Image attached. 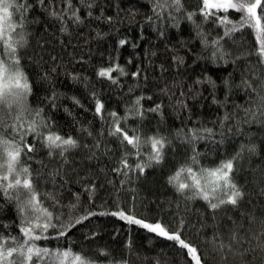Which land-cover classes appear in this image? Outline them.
<instances>
[{
    "label": "trees",
    "instance_id": "obj_1",
    "mask_svg": "<svg viewBox=\"0 0 264 264\" xmlns=\"http://www.w3.org/2000/svg\"><path fill=\"white\" fill-rule=\"evenodd\" d=\"M88 2L91 8L72 0L82 23L66 18V31L49 14V0L43 4L27 0L30 7L24 13L27 45L19 49V56L32 87L23 114L25 127L33 118L43 119L49 127L41 126V133L57 132L79 143L64 156H49L37 134L30 133L25 140L34 150L26 163L33 177L39 178L36 186L42 199L43 194L51 197L43 201L44 206L54 214L63 212L61 219H67L71 205H76L73 218L97 213L66 237L56 239L50 229L47 235L52 238L36 243L52 249L71 246L96 264L125 259L128 264H190L175 242L117 216L99 214L131 209L137 218L160 222L170 231L180 227L182 238L198 248L204 264H261L264 253L259 250L234 256L225 249L223 260L217 251L221 241L230 243L233 231L241 238L240 244H233V252L264 242L260 235L264 230V116L256 112L253 118L247 112L255 111L258 102L244 83L258 89L264 76V65H258L256 55H248L253 36L247 29L225 36L224 25L199 13L200 0H183L181 11L167 9L160 18L153 11V0ZM52 3L57 9L64 6L63 0ZM188 13H195L191 20ZM227 15L236 21L240 14L230 10ZM121 40L127 43L121 46ZM213 40H219L227 53L222 59L212 56ZM115 65L125 73H112L118 83L97 75L101 68ZM136 72L140 74L134 76ZM140 96L144 97L143 118L129 114L121 127L129 135L135 131L141 140L157 135L168 143L161 163L125 175L115 169L131 146L109 135L112 118L108 114L124 117ZM97 101L104 106L103 119L96 114ZM157 104L162 106L160 111H147ZM39 109H43L41 116L34 117ZM204 129H211V134ZM190 130L203 138L189 142ZM252 145L256 151H243L235 162V182L244 193L236 206L224 205L214 212L205 201L189 199V193L181 194L169 183V177L193 155L198 166L215 167L241 152V146ZM141 151V162L147 164L148 146ZM128 160L130 164L137 160L134 152ZM53 200L58 201L55 208ZM17 204L0 192V232L5 235H19Z\"/></svg>",
    "mask_w": 264,
    "mask_h": 264
},
{
    "label": "snow or ice",
    "instance_id": "obj_2",
    "mask_svg": "<svg viewBox=\"0 0 264 264\" xmlns=\"http://www.w3.org/2000/svg\"><path fill=\"white\" fill-rule=\"evenodd\" d=\"M80 2L88 8L92 7L88 0H80ZM153 2V11L156 12L158 18L167 9L176 12L183 9V0H153ZM40 3L43 4L44 0H40ZM49 5V14L61 22L62 31L67 30L64 26L66 18L73 23H82L78 15L79 8L73 5L72 0H63L62 9H57L52 0H49ZM29 7L27 0H0V192L9 199L14 198L18 202L17 210L21 221L19 235H11L10 233L5 235L0 232V264H96V261L87 253L75 252L71 246L52 249L41 247L36 243L42 239L52 238L47 235L50 229L56 232V239L66 237L72 228L89 219L90 216L97 215V213L90 211L73 218L71 212L76 208V205H71L67 210V219H61L64 215L63 212L54 214L53 211L44 206L43 201L51 199V197L49 194H43L42 199V194L36 186L39 178L33 177L30 165L26 163L27 160L31 159L28 153L34 150V145L28 144L25 140V137L30 133L37 134V137L43 142V146L49 150V156L54 153L64 156L65 153L79 146L78 141L71 136H61L52 131L46 135L41 133L39 131L41 126L49 127L43 119L37 121L33 118L28 121L25 127L23 114L27 110V101L32 93V87L26 73L22 70L19 49L27 45L24 13ZM230 10L240 14L238 20L233 21L228 17L227 13ZM14 13H18L15 19ZM199 13L205 20L213 18L214 22L224 25L225 36L231 37L236 32L249 30L254 39L253 49L248 55H256L258 65H264V0H200ZM220 13L224 15H220ZM167 14L171 16L172 12L169 11ZM88 15H91L90 11ZM193 15L195 13H188L187 19L191 20ZM119 43L123 46L127 41L121 40ZM205 44L206 46L208 44L206 38ZM211 46L214 58L219 55L222 59L227 55L219 40H213ZM113 72L125 74L123 68L115 65L101 68L97 75L116 84L118 81L113 77ZM139 74V72L133 73L134 76ZM208 82L214 83L210 79ZM197 83H201V81H197ZM244 83L247 88L256 93L258 102L255 111L248 109L247 112H250L253 118H255L256 112H260L264 116V76L260 78L258 89L253 88L248 81ZM143 99V96L136 97L131 107L126 110L124 117H120L116 112L108 114L112 118L109 135L117 137L121 145L131 146L130 150L125 151L124 157L120 161V167L115 169V171H123L125 175L133 171L143 173L145 167L151 166L152 162L161 163L165 144L168 143L166 137L157 135L146 136L141 140L135 131L129 135V131L121 127V120L127 121L129 114L143 118L144 110L141 104ZM103 107V104L97 101L96 114L101 119H103ZM161 107L157 104L147 111L158 112ZM42 111L43 109L36 110L34 117H40ZM225 119L228 117L225 116ZM204 132L211 134L212 130L204 129ZM200 138L203 136L196 130H190V134L186 136L189 142L192 139ZM144 145L148 146L147 164L141 162L140 159L143 156L141 149ZM245 150L254 153L256 148L254 145L241 146V152L237 153L236 156L221 160L215 167L198 166L197 156L193 155L189 161L181 165L169 177V183L175 187L177 192L189 193V199L199 198L205 201L214 212L224 205L236 206L239 200L243 198L244 193L235 182V162ZM133 152L137 156V160L130 164L128 157ZM181 177H183V181H181ZM10 191L14 193V196L9 195ZM57 205L58 201L53 200L52 207L55 208ZM99 214L117 216L130 225H138L149 232L173 241L176 246L185 250L190 264H204L198 248L182 238L180 227L170 231L167 226L160 222L147 223L145 220L137 218L131 209L125 211L118 208L114 212ZM3 227L7 228L6 225ZM262 228H264V222H262ZM260 235L264 236V230L260 232ZM240 242L241 238L235 231L231 234L229 244L225 245L221 241L217 246L221 259H226L225 249L234 256H244L247 252L257 250L264 253V242H260L255 248L246 249L244 252H233V244H240ZM108 264H128V262L126 259L121 261L109 260ZM261 264H264V258H262Z\"/></svg>",
    "mask_w": 264,
    "mask_h": 264
},
{
    "label": "rangeland",
    "instance_id": "obj_3",
    "mask_svg": "<svg viewBox=\"0 0 264 264\" xmlns=\"http://www.w3.org/2000/svg\"><path fill=\"white\" fill-rule=\"evenodd\" d=\"M145 222H147V223H151V222H148V221H145Z\"/></svg>",
    "mask_w": 264,
    "mask_h": 264
}]
</instances>
